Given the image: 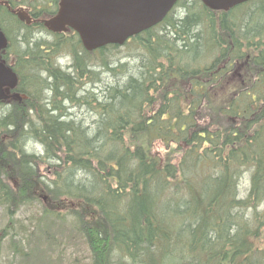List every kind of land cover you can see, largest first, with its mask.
<instances>
[{
    "label": "trees",
    "instance_id": "trees-1",
    "mask_svg": "<svg viewBox=\"0 0 264 264\" xmlns=\"http://www.w3.org/2000/svg\"><path fill=\"white\" fill-rule=\"evenodd\" d=\"M1 1L22 100L0 102V264L59 234L85 246L75 264H264V0H180L123 59ZM35 207L26 246L3 249Z\"/></svg>",
    "mask_w": 264,
    "mask_h": 264
},
{
    "label": "water",
    "instance_id": "water-1",
    "mask_svg": "<svg viewBox=\"0 0 264 264\" xmlns=\"http://www.w3.org/2000/svg\"><path fill=\"white\" fill-rule=\"evenodd\" d=\"M179 0H61L56 16L44 21L54 33L77 32L85 49L94 52L108 45L123 46L129 39L161 24ZM253 0H201L213 11L229 12ZM22 22L31 17L17 13ZM8 39L0 31V54L8 47ZM17 75L0 62V101L8 100L7 90H15ZM47 199V198H45Z\"/></svg>",
    "mask_w": 264,
    "mask_h": 264
},
{
    "label": "rangeland",
    "instance_id": "rangeland-1",
    "mask_svg": "<svg viewBox=\"0 0 264 264\" xmlns=\"http://www.w3.org/2000/svg\"><path fill=\"white\" fill-rule=\"evenodd\" d=\"M123 50V46H121L120 52L122 54L119 56L122 59ZM38 213V207H35L34 209L30 210L24 209L18 212L15 218L16 224L13 226L10 233L6 236V240L3 244V249H6V247L9 246L11 243L20 245V241H22V244L26 246L27 243L23 239H25L27 235L25 234L24 230H27L28 233L30 231H33L34 226H36V223L38 221ZM8 221L9 220L7 219L4 211L0 209V230L4 229V227L8 224ZM52 231L56 234H59L60 232L58 229L55 228ZM58 238L61 250L55 249V251H53L50 250L49 247L45 244L35 246L36 244L32 243L33 245L30 248L32 250L37 249L38 251H28V253L30 254V264H75L74 260L76 258H82L84 256V252L82 254V251H85V246L81 244L78 240L68 241L65 240L64 237H61L60 234L58 235ZM23 259V254H21V256H18L17 250H5L4 259L2 260L1 264H21V262H24ZM79 264H84L82 259Z\"/></svg>",
    "mask_w": 264,
    "mask_h": 264
},
{
    "label": "flooded vegetation",
    "instance_id": "flooded-vegetation-1",
    "mask_svg": "<svg viewBox=\"0 0 264 264\" xmlns=\"http://www.w3.org/2000/svg\"><path fill=\"white\" fill-rule=\"evenodd\" d=\"M1 2L5 3L6 6H9V4H10L7 1H1ZM11 3L18 5L14 9H11V6H10L9 8L11 10L17 11V12L23 11V10L26 11L30 15V17L32 18V24L31 25H36L37 27L38 26L40 27V26H43V24L40 21L51 18L57 14L58 7H59L58 5L60 3V0H14ZM25 3H33V4H37L38 6H40L41 3L46 4L47 6L50 7V8H48L49 11L50 12L54 11V12L51 14V16H49L46 13L41 14L38 12V10H42V8H38L36 10L33 8H25V7L19 6V4H25ZM53 7H55V10H53Z\"/></svg>",
    "mask_w": 264,
    "mask_h": 264
}]
</instances>
